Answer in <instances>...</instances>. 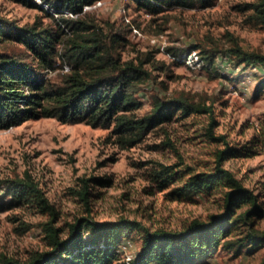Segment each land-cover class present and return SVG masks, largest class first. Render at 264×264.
Returning <instances> with one entry per match:
<instances>
[{
	"label": "rangeland",
	"instance_id": "obj_1",
	"mask_svg": "<svg viewBox=\"0 0 264 264\" xmlns=\"http://www.w3.org/2000/svg\"><path fill=\"white\" fill-rule=\"evenodd\" d=\"M31 1L39 6L0 0V17L23 25L56 22L60 14H68L61 12L59 5L56 8L45 0ZM242 1L253 0H213L207 6L193 8L175 6L166 10L163 14L166 18L159 13L150 17L149 13L137 11L129 0H96L83 6V11L120 26L130 41L121 50L123 58L135 55L136 51L156 49L155 58L169 67L167 76L154 70L157 79L165 83L163 87L154 84L160 93L183 92L213 104L217 119L214 132L226 135L231 145H245L249 149L247 154L227 157L224 165L264 201V88L256 86L264 68L237 65L224 52H218L216 57L217 70L193 68L187 62L172 61L165 49L171 46L180 52H197L200 46L223 49L236 41L244 49L264 53V26L245 20V14L235 8ZM159 25L162 28L156 31ZM11 48L22 49L16 44ZM62 66V70L68 68L64 63ZM149 93V89L140 93L139 114L149 110ZM207 123L206 114L177 115L128 147L114 143L107 128L84 122L61 123L51 116L29 118L0 129V203L9 199L1 188L2 179L28 171L59 210L53 224L64 228L66 222L77 216L99 221L136 218L151 228L169 229H180L193 219L207 220L223 211V189L177 192L190 173L211 169L215 150L223 146L205 135ZM161 164L172 165L181 178L159 187L153 173L159 171ZM91 175L109 180L91 187L93 195L87 210L73 191L79 186L81 176ZM47 219V214L24 204L0 209V253L23 259L31 250L44 249L42 224ZM255 226L264 229V216L256 220ZM229 235L242 234L233 231ZM140 242L141 234L137 230H127L117 246L119 259L132 258ZM263 258L264 245L238 251L219 248L204 264H262Z\"/></svg>",
	"mask_w": 264,
	"mask_h": 264
},
{
	"label": "trees",
	"instance_id": "obj_2",
	"mask_svg": "<svg viewBox=\"0 0 264 264\" xmlns=\"http://www.w3.org/2000/svg\"><path fill=\"white\" fill-rule=\"evenodd\" d=\"M17 1L39 6L31 0ZM45 1L56 8L59 5L61 12L69 14H60L56 20L46 13L56 22L23 25L0 17V129L29 118L51 116L61 123L84 122L107 128L114 143L128 147L177 115L206 114L205 135L223 146L214 152L213 167L190 173L177 192H212L221 188L224 209L204 221L193 219L180 229L151 228L136 218L99 221L90 216H77L66 222L64 228L53 224L59 210L38 180L24 171L22 175L2 179L1 188L9 199L0 203V209L24 204L47 214L48 219L42 224L45 248L31 250L23 259L0 253V264H204L219 248L238 251L264 245V229L255 226L256 220L264 216V201L224 165L227 157L247 154L249 149L245 145H231L226 135L214 132L217 119L213 104L183 92L160 93L154 84L163 87L165 83L157 79L154 70L167 76L169 67L155 58L156 49L136 51L135 55L123 58L121 50L130 41L120 26L83 11L84 5L96 0ZM129 1L135 10L149 13L150 17L159 13L166 18L163 14L172 7H203L213 0ZM235 8L245 14L249 23L264 26V0L242 1ZM161 28L159 25L156 31ZM14 44L22 49H12ZM165 49L171 55L180 53V49L171 46ZM218 52H224L228 59L231 56L237 65L264 68L263 52L244 49L234 41L223 49L200 46L197 53L203 69H218ZM63 63L68 67L65 70ZM53 70L56 72L51 73ZM256 86L264 88V72ZM145 89L150 91L149 110L139 114L137 110L142 104L139 96ZM153 174L159 187L181 178L172 165L161 164ZM108 180L100 175L81 176L73 192L89 210L91 187ZM127 230H137L141 242L132 258L121 260L117 246ZM233 231L242 235L229 237Z\"/></svg>",
	"mask_w": 264,
	"mask_h": 264
},
{
	"label": "built area",
	"instance_id": "obj_3",
	"mask_svg": "<svg viewBox=\"0 0 264 264\" xmlns=\"http://www.w3.org/2000/svg\"><path fill=\"white\" fill-rule=\"evenodd\" d=\"M45 6H48V3H43ZM87 5H84V7H87ZM67 12V11H65ZM68 13V12H67ZM69 14V13H68ZM134 31L139 33V30L135 27H132ZM171 58H173L176 61H184L187 62L191 67L193 68H202L203 66V61L200 58L199 54L194 51V50H190L189 52H180L177 55H170ZM120 247L117 249L120 252ZM127 258V257H126ZM128 260V258L126 259Z\"/></svg>",
	"mask_w": 264,
	"mask_h": 264
}]
</instances>
